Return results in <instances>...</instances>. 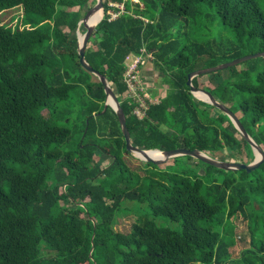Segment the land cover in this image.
Instances as JSON below:
<instances>
[{
    "label": "trees",
    "instance_id": "1",
    "mask_svg": "<svg viewBox=\"0 0 264 264\" xmlns=\"http://www.w3.org/2000/svg\"><path fill=\"white\" fill-rule=\"evenodd\" d=\"M93 2L0 0V14L23 16L16 29L0 20V264H264V162L248 173L180 167L193 159L182 156L172 171L146 162L144 178L132 165L143 161L127 151L114 110L102 114L104 86L80 64L78 25ZM248 44L264 52V0H104L86 60L114 89L136 147L245 152L250 164L254 152L229 117L187 85L191 72L244 57ZM142 49L167 89L140 119L124 75ZM209 75L220 78L213 87L205 75L193 85L229 107L264 151V57ZM131 203L148 214L123 232ZM239 218L248 244L234 256Z\"/></svg>",
    "mask_w": 264,
    "mask_h": 264
},
{
    "label": "water",
    "instance_id": "2",
    "mask_svg": "<svg viewBox=\"0 0 264 264\" xmlns=\"http://www.w3.org/2000/svg\"><path fill=\"white\" fill-rule=\"evenodd\" d=\"M103 12L104 13V0H96V5L89 9L85 15V17L79 22L78 29L80 28L81 25H83L86 29V32L84 35H79L78 34V54L80 56V64L82 67L94 75L95 77L98 78V80L102 83L105 89V93L107 96L106 103L104 106V109L102 111V114H104L108 107L112 108L114 112L116 113L120 128L122 131V134L124 136L125 142H126V149L127 151L131 154L136 156L138 159L143 160L147 163H153L155 165H162L168 162L169 160L175 159L177 157H182V156H189L192 157L198 161H201L203 163H206L208 165H212L218 169L224 170V171H236V170H246L248 173H251L252 171L256 170L259 168L262 162H264V151L263 149L254 141V139L249 135L247 132L246 128L243 126L241 123L239 117L232 112L229 107L226 105L220 103L209 91L205 89H199L193 85V79L202 75H209L212 73H216L218 71H223L231 67L238 66L242 63H245L247 61L256 59V58H263L264 57V52H258L253 55H248L244 56L238 59H235L233 61L227 62L220 64L215 67H210V68H205V69H200L191 72L188 75V81L187 85L191 89V93L194 95L195 98L198 100H201L203 102H206L215 108H217L219 111L222 113L226 114L229 119L231 120L232 124L236 128V130L239 132L240 136L251 146L255 159L252 163L250 164H244L241 162H227V161H220L217 160L208 154L194 149H186V148H179V149H174L170 151H160V150H143L139 147H136L132 143L130 131L127 127V120H126V115L121 107L120 101L118 100V97L112 88L111 84L109 83L108 79L106 76L102 75L99 71L95 70L86 60V51L88 47V42L91 39L93 33L96 30L97 25L102 21L103 17L101 20L98 22H95V16L99 13ZM197 93H203L204 95L207 96V100L205 99H199L197 97ZM111 100V101H110ZM88 123V122H87ZM160 152L162 154V157L160 159H153L148 155V152ZM142 155V156H140Z\"/></svg>",
    "mask_w": 264,
    "mask_h": 264
},
{
    "label": "rangeland",
    "instance_id": "3",
    "mask_svg": "<svg viewBox=\"0 0 264 264\" xmlns=\"http://www.w3.org/2000/svg\"><path fill=\"white\" fill-rule=\"evenodd\" d=\"M95 5H96L95 2L88 4V6L84 9L83 13L86 14L87 11L90 9V7L95 6ZM118 7L122 9V5H119ZM21 12L22 11L20 8H16V9H12L10 11H6V12L0 14V20L3 22V24L5 26H9L11 28L16 29V27L18 25H20L21 22L23 21L22 20L23 16L21 15L22 14ZM111 14L113 16H115L114 13H111ZM84 17H85V15L83 16V18ZM103 17H104V13H103ZM85 32H86L85 27L82 28L80 26V28L77 30V36H78V34L82 36V35H84ZM227 35L228 34L226 32H223L222 36L218 32H215V34H213V37L217 36L216 37L217 40H227V37H226ZM208 39L212 40V38H208ZM89 45L93 48L92 44H89ZM243 51L245 54L244 56L253 55V54H256L259 52L255 49L254 45H249V44L247 45V47L244 48ZM256 59H259V58H256ZM142 75L144 76V81H145V84L147 86L148 96L150 97L151 101L157 102L160 97L165 95L167 86L165 84H163L162 77L159 74L156 67L154 66L153 62L147 63V65L144 66V68H142ZM93 80L95 81L96 78H93ZM211 80L218 82L220 80V78H215V77H213V75H205L201 78V83L205 86L213 87ZM68 105L70 107H72L73 111H75V102L70 101L68 103ZM61 112H63V109L59 108L57 113L55 115H53V117L56 119H58L59 117H60L59 119L63 118ZM212 113L217 114V111L212 110ZM71 122H73V118H71ZM209 156H211L217 160L227 161V162H241V160H246L245 152L240 154L238 152L229 153L226 150H223V151L215 153L213 155L209 154ZM134 157L136 159H138L136 156H134ZM95 161L97 163H99L102 168H105L110 164L111 159L98 154L95 156ZM141 161H143V160H141ZM145 163H146L145 161L139 162L136 160L132 162L133 166L135 165V167L139 168L137 171L141 173L140 175L142 176V178H144L143 176L145 175V173L143 172V168L146 167ZM173 163L174 162L172 159V160H169L168 162H166L165 164L158 165V166L160 168L168 169V171H172V167L174 166V168H175V165H173ZM186 163H187V158L186 157L182 158L181 161L179 162V166L180 167H187V166L190 167V165H192L195 167L199 164V161H197L196 159L193 158L192 160L189 161V164L188 163L186 164ZM203 169L202 168L199 169L200 174L203 173ZM218 176H217L218 181L222 180V178H220L221 176H219V177ZM148 178H151V175H148ZM127 207L131 208L132 212L130 211V213L128 215L121 218L117 224V229L120 231H123V232H126L130 229V226L133 223L134 218L143 217V216L148 214V211H147L148 209L145 206H142L138 203L128 204ZM158 222L160 224L166 226V227H171V228L176 227L175 223L169 222V221L164 220V219L158 220ZM236 223H237V228L235 230V233H236L237 238H238V243L231 250L234 256H237L239 254L240 250L248 244V237L246 238L245 241L240 240V238H239V236L242 233L246 234V229H247L246 223L242 220V218H239L236 221Z\"/></svg>",
    "mask_w": 264,
    "mask_h": 264
},
{
    "label": "built area",
    "instance_id": "4",
    "mask_svg": "<svg viewBox=\"0 0 264 264\" xmlns=\"http://www.w3.org/2000/svg\"><path fill=\"white\" fill-rule=\"evenodd\" d=\"M134 1L138 2V0ZM121 10H123V6ZM117 16L118 15L115 14L113 18ZM153 59L154 57L151 53H147L145 49H142L141 54L138 56H131L127 61L124 78L128 87L129 96L137 103L134 113L140 119L144 118L146 110L148 109V103L155 102L151 101L147 94V86L144 81V76L142 75V68H144L147 63L153 62Z\"/></svg>",
    "mask_w": 264,
    "mask_h": 264
},
{
    "label": "bare ground",
    "instance_id": "5",
    "mask_svg": "<svg viewBox=\"0 0 264 264\" xmlns=\"http://www.w3.org/2000/svg\"><path fill=\"white\" fill-rule=\"evenodd\" d=\"M103 17V12H99L96 16H95V22H98L99 20H101V18ZM197 97L199 99H205L207 100V96L204 95L203 93H197L196 94ZM111 101V100H110ZM148 155L153 158V159H160L162 157V154L160 152L154 151V152H148ZM142 156V155H140Z\"/></svg>",
    "mask_w": 264,
    "mask_h": 264
}]
</instances>
